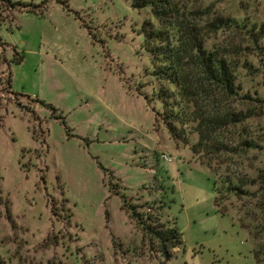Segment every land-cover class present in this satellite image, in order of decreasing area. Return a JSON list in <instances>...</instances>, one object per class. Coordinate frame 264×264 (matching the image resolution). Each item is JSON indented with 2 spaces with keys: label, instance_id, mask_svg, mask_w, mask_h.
<instances>
[{
  "label": "rangeland",
  "instance_id": "1",
  "mask_svg": "<svg viewBox=\"0 0 264 264\" xmlns=\"http://www.w3.org/2000/svg\"><path fill=\"white\" fill-rule=\"evenodd\" d=\"M9 1L16 6L0 1V264H264V190L231 196L220 216L211 172L155 120L141 51L148 15L133 0ZM178 3L203 25H264V0ZM227 36L215 32L208 45ZM248 60L239 86L258 102L240 106L248 118L231 140L258 149L225 157L221 170L255 178L264 172V63ZM132 207L164 228L174 220L182 244L170 259L130 219Z\"/></svg>",
  "mask_w": 264,
  "mask_h": 264
},
{
  "label": "trees",
  "instance_id": "2",
  "mask_svg": "<svg viewBox=\"0 0 264 264\" xmlns=\"http://www.w3.org/2000/svg\"><path fill=\"white\" fill-rule=\"evenodd\" d=\"M0 1L6 7L16 6L9 0ZM132 8L148 15L140 29L141 51L149 59L154 78L155 89L148 104L160 105L155 120L167 129L173 141L190 146L198 162L211 172L215 210L227 216L231 210L225 203L231 196L246 195L247 187L257 188L258 193L264 190L263 171L250 178L221 170L227 165L225 157L243 156L258 149L252 140L242 136L232 142L231 136L248 118V108L244 111L240 106L258 102L241 92L239 71L253 69L248 57L264 63V25L230 18H217L203 25L185 13L178 0H133ZM219 31L227 33V41L208 45L211 36ZM121 200L125 211V197ZM129 211L130 219L141 226L149 242L170 259L171 250L182 244L174 220L164 228L149 214H137L134 207ZM238 220L247 231L246 216H238ZM253 256L256 261L262 251L253 252Z\"/></svg>",
  "mask_w": 264,
  "mask_h": 264
},
{
  "label": "built area",
  "instance_id": "3",
  "mask_svg": "<svg viewBox=\"0 0 264 264\" xmlns=\"http://www.w3.org/2000/svg\"><path fill=\"white\" fill-rule=\"evenodd\" d=\"M163 160H164V161H167V162H171V159H169V158H167V157H164V156H163Z\"/></svg>",
  "mask_w": 264,
  "mask_h": 264
}]
</instances>
